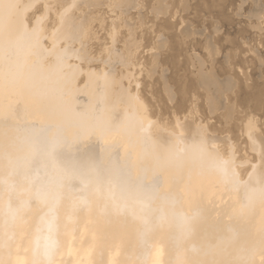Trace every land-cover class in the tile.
<instances>
[{
  "label": "bare ground",
  "instance_id": "1",
  "mask_svg": "<svg viewBox=\"0 0 264 264\" xmlns=\"http://www.w3.org/2000/svg\"><path fill=\"white\" fill-rule=\"evenodd\" d=\"M21 1L0 0V264H264L263 131L184 118L164 82L180 106L156 111L93 68L78 87L83 72L68 60L90 62L88 31L70 9L105 0H61L50 51ZM198 69L213 119L232 70L224 79Z\"/></svg>",
  "mask_w": 264,
  "mask_h": 264
},
{
  "label": "rangeland",
  "instance_id": "2",
  "mask_svg": "<svg viewBox=\"0 0 264 264\" xmlns=\"http://www.w3.org/2000/svg\"><path fill=\"white\" fill-rule=\"evenodd\" d=\"M27 1L32 4L24 8V13L26 16L30 15L29 24H34V29L36 28L37 32L34 36L42 42L46 50L50 51L54 48L52 34L58 27L57 12H63L66 6L61 0H22L21 3L27 4ZM106 1H104L106 4L100 6L101 9L99 6L90 8L93 6L87 4L84 7L85 4L81 5L82 3L70 9L76 19L78 16L77 20L79 16L81 17L87 27L84 26V30L88 31L86 33L89 43L85 51H80L84 58H88L91 67L85 64L86 60L82 62L73 57L68 60L70 65L78 64L80 71L83 72L81 77L78 76V87L84 86L83 76L88 70L90 72L91 68L100 74L114 72L115 80L122 78L121 84L125 90L129 87V83L130 87H133L132 90L139 91L156 111L164 105L169 109L183 103L180 108L184 109L181 113L184 118L189 112L188 116L191 117L193 114L194 118L196 115V120L205 118L203 124L213 122L212 125L215 124L218 128L222 126L226 128L229 124L233 126L235 133L240 129L244 135L250 134L252 131L250 128L255 126L253 131L260 129L264 134V117H261L264 116V0H134L135 3L139 2L136 3L139 6L134 3L136 8L133 7V0L131 7L124 5L125 8L121 4H114L119 5L118 8L127 10L122 12V9L118 11L117 7L114 9L115 6H110L112 4L110 0L109 6ZM132 8L136 10L133 11ZM77 44L66 47L72 46L73 50L78 51ZM59 46L65 47L64 41H60ZM111 47L114 49H112L113 54ZM138 49H140L139 53L135 56ZM50 59L51 57L47 55V63ZM200 63L204 64V69L199 68L202 65ZM206 65L210 66L206 67ZM110 66H113L114 70ZM86 68L87 72L84 70ZM197 69L198 72L200 70L215 72L224 79L231 73L228 77L232 83L231 91L222 97L221 114H217L218 117L213 119L207 117L209 105L207 107V102H204L206 98L204 99L203 90L198 88V83L195 84ZM228 69L232 72L228 71L230 72L228 73L226 71ZM163 82L171 86L174 93L178 91L176 98L179 100H175L180 105L175 104L177 103L175 100L174 104L167 101L163 93ZM247 93L256 97L248 96ZM258 93L261 99L257 97ZM235 95H241L247 102L236 96L237 99ZM230 96L235 101L241 99L245 103L240 100L242 104L238 101L232 104ZM134 100L137 102V99ZM256 100L259 101L257 106H255ZM117 105L119 108L122 107L121 103ZM229 105H232L231 109H233L230 117L224 114V110L228 109ZM239 113L243 114L244 118L239 116ZM164 117L168 119L167 114H164Z\"/></svg>",
  "mask_w": 264,
  "mask_h": 264
}]
</instances>
